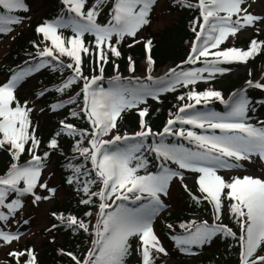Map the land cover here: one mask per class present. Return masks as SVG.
<instances>
[{
    "label": "snow or ice",
    "instance_id": "1",
    "mask_svg": "<svg viewBox=\"0 0 264 264\" xmlns=\"http://www.w3.org/2000/svg\"><path fill=\"white\" fill-rule=\"evenodd\" d=\"M156 2L62 0L69 15L61 14L36 28L44 42L43 47L35 44L39 62L13 72L6 82L0 83V150L11 156L9 167L0 174V247H11L21 239L22 233L18 230L7 229L23 208L24 197L31 196L33 204H38L52 200L58 191L41 181L51 152L38 154L41 141L31 119L33 108L29 107L28 101L21 103L16 95L18 86L27 77L42 68H52L53 71L70 70L71 74L55 89L61 95L73 85L82 83L77 98L82 97L83 104L79 111H71L70 115L77 119L86 118L90 125V130L81 129L61 120L60 131L48 145L59 151L58 137L74 138V151L91 165L87 168L84 164L69 162L67 167L72 174L66 183L82 193L80 203L98 205L95 223L75 215L52 213L65 228L73 232L83 231L92 238V246L85 253H63L73 264H129V257L134 252H138L141 264H156L158 254L167 256L166 248L154 231L153 221L166 207L161 197L168 195L174 179H184V171L198 174L199 195L190 193V197L197 204H211L213 223L202 218L182 223L180 227L187 234L175 237L179 250L194 255V247L211 244L217 236L231 237L240 246V264H264V179L245 175L226 180L219 174L221 170L241 168V161L251 162L253 157L264 161V120L251 122L249 113L256 109L247 90L241 89L227 100L218 90H190L186 97L181 95L178 98L181 101L187 98L194 103L180 107L179 113L183 115L177 114L174 119H169L159 133L153 132L145 119L148 108L140 107L148 98L158 100L161 93L175 91L177 86L196 85L230 71L222 66L224 64L247 63L259 52H264V41L256 39L251 40L248 50L220 47L229 36L234 37L247 28H254L257 32L264 30L256 28L258 23L264 24V15L249 12L247 0H196L195 3L177 0L182 6L194 8L199 13L193 21L195 41L187 62L201 63L203 67L187 71L171 68L163 77L154 78L149 74L144 79L117 74L105 88L101 84L104 65L109 63L110 57L121 56L119 45L125 37L135 38L150 23ZM27 11L25 0H0V34L11 33L13 25L23 22L22 17L14 13ZM102 13L105 21L99 20ZM66 29L71 35H64ZM86 36H91L92 40L86 41ZM151 47L149 40L145 44L146 51L150 53ZM85 56L95 61L100 75H84ZM64 58L70 62H65ZM129 61V70L135 72L134 61L130 57ZM147 62L149 66L153 63L150 55ZM113 65L118 73L119 65L114 61ZM246 84L264 91V83L259 80H248ZM44 95L45 92L41 91L37 98ZM213 99L223 103L227 111H189ZM75 103L77 99L69 98L67 102L51 105V110ZM256 103L264 106V100ZM133 109L141 118V130L121 135L117 122L123 113ZM177 124L181 127H176ZM183 125L204 132L186 129ZM169 136L183 138L191 146L167 142ZM156 137H159L158 141ZM26 152L30 159L21 162ZM149 156H154V161ZM150 164L158 171H149ZM183 187L190 192L186 184ZM37 189L45 194H40ZM225 210L238 225L239 235L222 223ZM84 215L92 217L93 213L86 211ZM167 227L171 229L172 225ZM7 255L12 258L9 264H36L35 250L31 248L13 249Z\"/></svg>",
    "mask_w": 264,
    "mask_h": 264
},
{
    "label": "trees",
    "instance_id": "2",
    "mask_svg": "<svg viewBox=\"0 0 264 264\" xmlns=\"http://www.w3.org/2000/svg\"><path fill=\"white\" fill-rule=\"evenodd\" d=\"M190 2L195 3L196 0H190ZM25 3L28 6L27 12L14 13L20 15L23 22L13 25L11 33L7 35L0 34V83L6 82L13 72L25 68L26 65L31 66L29 63L39 58L35 44H40L43 47L44 42L41 35L36 31L37 26L46 21H52L66 12V6L62 4V0H25ZM198 15L199 13L196 9L184 7L177 0H157L150 14V23L145 25L135 38L125 37V40L119 45L121 56L118 58L110 57L109 63L104 65L103 75H128L130 72L129 57L135 63V71L145 73L147 71V66L144 63L146 59L145 44L149 40L152 43L151 53L155 59L157 70L166 65L177 67L184 63L195 38L192 28L194 26L193 21ZM157 19H164L168 22L160 29H154ZM99 20L105 21L103 13ZM64 35H71L70 30H64ZM253 39L264 41V33L253 31L249 37L238 36L233 43H223L220 47L221 49L235 47L248 50ZM91 40V36H86V41ZM134 41H139V43H134ZM129 45L132 46L130 47ZM64 59L65 62H70L68 58ZM113 61L119 65L118 73L114 68ZM245 64L247 68L242 74L232 75V72L241 67L240 63L224 64L222 66L229 68L230 71L222 75L218 74L210 81H201L188 87L177 86L175 91L161 93L158 100L148 98L146 104L140 105L141 108H148V116L145 119L148 120L151 128L159 133L163 131L167 121L176 115L178 108L188 101L187 98L181 101L178 98L179 96L185 95L186 97L190 90L197 92L218 90L223 96H226L240 88L248 80L257 78L259 70L264 67V52H259ZM83 71L86 76L100 75L95 61L87 56L84 57ZM70 74V70L67 69L53 71L52 68H42L39 72L27 77L17 88V98L21 103L28 101L29 107L33 108L31 119L35 125L36 135L41 141L38 154L43 155L44 152H51L46 161L41 181H46L49 187H55L58 191L52 199L53 203L48 207L44 205L46 201L33 204L31 196L23 198L24 206L15 218L11 220V224L28 234L31 232V236L28 235L25 241L17 242L14 248L6 251V257L2 259L3 261H0V264H9L12 260L7 255L9 251L29 248L35 250L36 264H73L70 258L63 254L64 252L70 251L81 254L92 246V238L88 233L83 231L73 232L61 225L60 221L52 216L53 212L61 213L65 216L75 215L86 222L91 220V223L94 224L98 207L96 204L86 206L80 203L82 193L76 191L74 185L66 183V179L72 174L67 167L69 162L76 165L84 164L87 168L91 167L90 162H85L83 157H80L74 151V138L67 136L58 137L60 143L59 151H54L48 147L50 139L55 138V133L60 131L61 120L71 122L78 128L90 130V125L86 118L77 119L70 115L71 111H79L83 104L82 97L77 98V93L80 92L82 83L73 85L63 95L55 91L57 86L61 85ZM246 90L256 109L255 112L250 111L249 113L252 120L256 121L264 118V106L256 103L264 100V92L250 87H247ZM41 91L45 92V95L37 98ZM69 98L77 99V103L69 104L67 107L56 111L51 110V105L60 101L67 102ZM38 104L41 107L37 109ZM216 111L223 112V109L216 104ZM140 119L136 109L123 113L117 122L118 132L126 134L140 131ZM149 143H151V137L149 138ZM28 156L30 155L26 152L22 156L21 161H26ZM149 159L154 161L155 157L149 156ZM10 162L11 156L9 153L5 150H0V174L7 170ZM172 167L175 168L176 166L172 165ZM156 169L153 164L149 165V171H156ZM238 174L243 175L242 173H233L230 177H226V180H230ZM185 184L190 192L183 187ZM197 188V183L194 180L191 186L184 181L176 188H170L169 190V195L182 196L183 201L178 204L171 202L168 208L163 211L156 225L157 235L164 242L163 245L168 255L172 254L175 257L174 264H240V246L231 237L217 236L211 244L205 245L207 249L200 252L197 256L187 255L177 247L175 237L183 235L182 231L184 229L180 227L182 223H188L193 219L199 220L200 217L209 221L213 214L211 204L207 202L197 204L190 197V193L199 195ZM38 192L42 195L45 194L41 189ZM129 206L132 205L130 204ZM86 211H92L93 216H85L84 213ZM224 222L239 235L240 229L227 210L224 215ZM54 224L57 225L56 228L52 227ZM169 224L172 225L171 229L167 227ZM132 242L134 246L135 239ZM168 255L158 254L156 264H164V260ZM131 257H129V264ZM137 264H141V258Z\"/></svg>",
    "mask_w": 264,
    "mask_h": 264
},
{
    "label": "rangeland",
    "instance_id": "3",
    "mask_svg": "<svg viewBox=\"0 0 264 264\" xmlns=\"http://www.w3.org/2000/svg\"><path fill=\"white\" fill-rule=\"evenodd\" d=\"M246 6L248 7V11L253 13V14H258V15H264V0H247V4ZM168 18V17H167ZM235 19V17H234ZM168 21L167 20H164V19H157L156 23L154 24V29H160L161 27H163ZM256 28H261V29H264V24H257L256 25ZM254 28H247L246 30L242 31V32H239L236 34V36H229L227 38V40L224 42V43H233L235 38H237L238 36L240 37H249L252 33H253ZM261 32L264 33V30H261ZM144 63L148 66L149 68V73L148 75L150 74L151 76H153L154 78L156 77H163L165 76V74L169 71L170 69V65H166L164 66L163 68L155 71L153 69V63L151 66L148 65V62H147V58L145 59ZM241 64V67L232 72V75L235 76V75H238V74H242L246 68H247V65L245 63H240ZM198 67H203V65L199 66V65H196L194 66L193 68L191 69H195V68H198ZM147 75V76H148ZM207 75V74H205ZM218 75V74H217ZM137 77H140V78H144V77H147L143 74H138L136 75ZM131 77H135L134 76H129V78ZM216 75L214 77H212L211 79H208L206 81H209V80H212L213 78H215ZM257 80H259L260 82L264 83V67H262L260 70H259V74L257 76L256 79L252 80L253 82H256ZM102 84V82H101ZM105 88H107V86H104ZM241 87H247V84H243ZM240 87V88H241ZM235 92H239V90H235ZM234 92V93H235ZM191 103H194V102H191ZM214 101H211V102H208V103H202L200 105H196V108L193 109V110H189V111H200V108L199 107H204L205 106V111L207 110H213L214 111ZM40 104H38L37 106V109L40 108ZM143 108V107H142ZM253 122V121H251ZM255 123V122H253ZM243 167L241 168H238V169H231V170H221L220 171V175L224 176V178L226 179V177H230L231 174L233 173H242L243 175H236L235 177H243L245 175H251L253 177H259L261 179H264V161H261L258 157H253L252 161L251 162H248V161H241L240 162ZM191 173V176H187L186 179H183L182 181L179 180V179H174L171 183H170V186H169V190L170 188H176V186H179V184H181L182 182H187L189 186L192 185V181H196L197 183V176L198 174L196 173H192V172H189ZM191 181V182H190ZM198 186V184H197ZM197 193L199 194V191H198V188H197ZM162 200L164 202H167L169 203V205L171 204V202H173L174 204H178V203H181L183 201V198L182 196H179V195H167V196H162L161 197ZM53 203V200H50V201H46L45 202V206L48 207L50 204ZM161 213L162 211L159 213V215L154 219L153 221V228H156V225H157V222L159 221V218L161 216ZM226 213V210L224 212V215ZM224 215L222 217V221H224ZM203 219V217H200V219ZM211 223L213 222V214L211 216ZM14 225V224H13ZM7 230H10V231H16L18 230L16 227L14 226H10L8 227ZM20 232V231H19ZM22 233L21 235V239L19 240V242H23L25 241L26 237L29 235L31 236V232L28 233H24V232H20ZM161 241V240H160ZM17 242H15L11 247H0V261H3L2 259H4L6 257L5 255V252L8 251L9 249H12L14 248V246L16 245ZM136 243V242H135ZM162 244H164L163 241H161ZM134 247H135V244H134ZM207 248L205 247H202V248H197V247H194L192 249V251L196 254H194V256H197L200 252L206 250ZM138 261H140V256H138V252H134L131 259H130V264H137ZM175 262V257L172 255V254H169L168 257L164 260V264H174Z\"/></svg>",
    "mask_w": 264,
    "mask_h": 264
}]
</instances>
